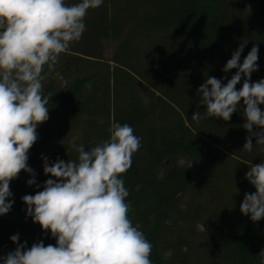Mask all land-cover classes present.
I'll list each match as a JSON object with an SVG mask.
<instances>
[{
  "label": "trees",
  "instance_id": "16d2710c",
  "mask_svg": "<svg viewBox=\"0 0 264 264\" xmlns=\"http://www.w3.org/2000/svg\"><path fill=\"white\" fill-rule=\"evenodd\" d=\"M85 24L81 40L56 67L67 84L55 76L43 82L44 94L53 96L49 119L38 125L28 153L36 184H27L33 177L24 171L10 182L14 203L0 216V257L15 250L10 237L16 234L27 248L56 244L27 216L22 197L52 178L43 172L44 157L49 163L76 160L73 145L90 150L109 139L115 121L141 138L122 178L129 218L153 245L152 264H188L199 225L225 239L215 243L206 264H261L264 219L252 222L240 204L255 192L245 174L264 161V150H242L248 136L242 107L229 121L205 116L196 124L191 117L204 115L197 90L208 77L227 83L235 74L222 69L244 41L240 62L258 46L251 81L264 79V0H104L89 10Z\"/></svg>",
  "mask_w": 264,
  "mask_h": 264
},
{
  "label": "clouds",
  "instance_id": "9594fccd",
  "mask_svg": "<svg viewBox=\"0 0 264 264\" xmlns=\"http://www.w3.org/2000/svg\"><path fill=\"white\" fill-rule=\"evenodd\" d=\"M103 2L0 0V216L13 206L10 182L22 171L33 177L27 181L29 186L36 184L28 153L38 140V125L49 119L53 96L44 94L43 82L55 76L67 84L56 70L61 54L81 40L89 10ZM247 43L240 44L222 69L225 73L237 70L227 83L208 77L200 85L199 103L205 112L202 116L196 111L191 119L196 124L205 116L229 121L242 107V127L248 132L242 150L251 152L254 145L264 150V79L251 81L258 70V46L240 62ZM108 131L109 139L90 150L74 144L76 160L49 163L43 158V172L52 178L44 182L43 190L24 195L22 201L27 216L50 233L56 244L45 246L40 241L27 248L18 234L12 235L10 240L17 247L0 257L3 264H152L153 245L129 218V190L122 178L141 147V138L127 123L113 121ZM245 178L255 192L245 193L240 212L255 223L264 219V161L251 164ZM258 256L264 264V250Z\"/></svg>",
  "mask_w": 264,
  "mask_h": 264
},
{
  "label": "rangeland",
  "instance_id": "374dc122",
  "mask_svg": "<svg viewBox=\"0 0 264 264\" xmlns=\"http://www.w3.org/2000/svg\"><path fill=\"white\" fill-rule=\"evenodd\" d=\"M111 52L112 50H107L106 57H110ZM219 208H221V205H219ZM195 229L191 235L193 238L188 251L191 254L188 264H206V260L211 257L215 249V243L223 242L225 239L215 235L213 229H205L200 225L195 227ZM211 234H213V238H211ZM176 264H180V262L178 261Z\"/></svg>",
  "mask_w": 264,
  "mask_h": 264
}]
</instances>
